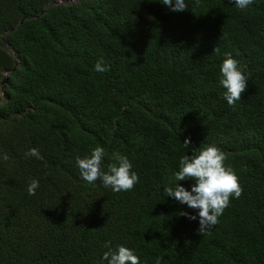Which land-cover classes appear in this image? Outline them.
<instances>
[{
    "label": "trees",
    "instance_id": "trees-1",
    "mask_svg": "<svg viewBox=\"0 0 264 264\" xmlns=\"http://www.w3.org/2000/svg\"><path fill=\"white\" fill-rule=\"evenodd\" d=\"M185 2L0 0V264H108L118 245L140 264H264V0ZM226 54L248 81L235 106L219 84ZM202 144L243 192L200 235L198 210L164 188L191 191L175 173ZM94 147L104 171L128 157L132 190L80 177L75 157Z\"/></svg>",
    "mask_w": 264,
    "mask_h": 264
},
{
    "label": "clouds",
    "instance_id": "clouds-1",
    "mask_svg": "<svg viewBox=\"0 0 264 264\" xmlns=\"http://www.w3.org/2000/svg\"><path fill=\"white\" fill-rule=\"evenodd\" d=\"M161 3L170 7L172 11H185L188 4L185 0H160ZM253 0H235L236 6L244 10ZM195 5H199V0H195ZM219 48L215 49L218 52ZM220 67L219 84L226 90L224 99L229 106H235L241 100L242 93L247 88L248 81L238 62L226 54ZM97 72L107 71L103 60H98L95 65ZM186 147L191 144V138L183 142ZM26 157H36L43 160L37 148H31L25 153ZM104 157L103 147H94L89 155H76L75 162L79 169L80 177L88 182L94 183L100 179L104 187L111 188L114 192L130 191L139 182L138 174L132 170L133 165L127 156L119 152L113 153V163L108 165L107 171L102 169ZM7 159L6 156L3 157ZM225 154L215 145L202 144L198 148H192V155H184L179 161V170L175 173L176 181L192 179L195 183L191 191L180 183H176L164 188L168 197H174L181 204L198 210L200 235L205 234L211 227L215 226L218 218L230 204V198H239L243 189L239 183V177L231 166L225 165ZM39 187V181L32 179L29 182L27 192L35 195ZM191 220H196L197 216L186 212L181 213ZM108 247V245H106ZM103 259L108 264H140V259L134 251L123 245H118L116 250L106 251Z\"/></svg>",
    "mask_w": 264,
    "mask_h": 264
},
{
    "label": "water",
    "instance_id": "water-1",
    "mask_svg": "<svg viewBox=\"0 0 264 264\" xmlns=\"http://www.w3.org/2000/svg\"><path fill=\"white\" fill-rule=\"evenodd\" d=\"M5 80H6V76H4V78H3L2 82H3V81H5Z\"/></svg>",
    "mask_w": 264,
    "mask_h": 264
}]
</instances>
